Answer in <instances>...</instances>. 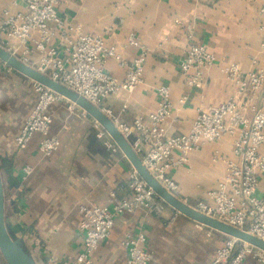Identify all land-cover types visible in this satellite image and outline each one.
I'll return each mask as SVG.
<instances>
[{
  "label": "crops",
  "instance_id": "crops-1",
  "mask_svg": "<svg viewBox=\"0 0 264 264\" xmlns=\"http://www.w3.org/2000/svg\"><path fill=\"white\" fill-rule=\"evenodd\" d=\"M262 7L264 0H63L56 12L83 33L101 37L106 45L115 47L117 57L107 62L105 71L120 81L125 70L119 63L127 64L141 52L126 47L128 35H134L146 49L143 83L131 94L109 96L103 106L121 123L131 126L137 117L155 111L156 89L166 86L172 108L165 131L167 136H176L189 132L200 111L229 99L243 102L236 87L220 72L223 66L234 63L243 73L264 71ZM5 9L18 12L23 7L0 0V13ZM175 20L191 25V38ZM189 44L204 46L216 59L203 73L202 89L190 88L179 70ZM38 63L39 56L31 54L27 65L37 69ZM35 102L30 79L15 71L0 75L5 222L36 264H61L83 249L80 207L110 210L116 202L127 199V173L132 166L121 151L112 153L96 139L92 118L82 117L80 108L68 111L64 103L52 104L47 111L52 121L49 135L57 137L58 150L43 158L39 153L40 134L19 150L15 138ZM254 104L264 105V91ZM247 115L251 117L252 112ZM134 139L132 135L128 142ZM231 152L232 139L225 137L192 153L186 165L170 173L177 185L176 197L191 206L206 201V193L224 174V164L218 157L230 158ZM25 167H30L31 173L22 180ZM8 174L17 187L9 186ZM256 196L264 198V177L259 179ZM138 232L146 236L150 264H209L228 238L181 215L174 217L169 207L161 216L136 211L115 219L110 237L100 243L91 264H125L121 241ZM242 264L258 263L248 256Z\"/></svg>",
  "mask_w": 264,
  "mask_h": 264
},
{
  "label": "built area",
  "instance_id": "built-area-1",
  "mask_svg": "<svg viewBox=\"0 0 264 264\" xmlns=\"http://www.w3.org/2000/svg\"><path fill=\"white\" fill-rule=\"evenodd\" d=\"M10 5H21L22 11L0 13V47L23 64H28L31 54L39 56L37 71L55 83L75 93L97 108L129 143L134 154L149 175L167 192L176 196L177 185L170 173L188 163L189 156L207 143L219 142L225 137L232 139L230 158L218 157L224 164L223 177L215 188L205 195V200L191 206L193 210L218 222L243 231L264 242V198L256 196L259 179L264 177V105L257 107L254 99L264 91V71L255 69L243 73L238 65L229 63L220 69L224 77L237 89L244 100L238 103L229 99L217 106L200 111L188 133L167 136L165 124L171 115L170 89H156L157 107L146 117H137L131 126L120 122L109 108L103 106L112 95L131 94L143 83L146 49L141 47L133 34L128 35L126 47L140 49V54L129 63H119L125 70L120 81L105 71L110 59L116 58L114 46H108L98 36L85 34L71 25L56 12L63 0H7ZM264 15V7L260 9ZM191 38V25L175 20ZM260 48L264 49V25L260 27ZM216 62L215 56L202 45L189 44L180 61L179 70L186 84L193 89H202L203 73ZM255 63V61H253ZM13 70L0 61V75ZM48 72H50L48 74ZM36 95L35 105L29 114L15 144L24 150L35 134L43 139L39 153L50 157L59 148L57 137L50 136L51 118L47 111L52 104L64 103L68 111L78 108L75 104L52 90L32 82ZM180 102H184L181 99ZM251 111V117L247 113ZM82 117H88L81 110ZM96 139L112 153L119 151L115 142L92 120ZM31 173L23 169L22 180ZM129 197L116 202L110 210L94 206H81L79 230L83 234V249L72 260L61 264H91L92 255L101 242L111 234L117 217L136 211L161 216L168 206L132 168L127 173ZM114 195H112L113 197ZM179 214L174 211V217ZM146 236L142 232L126 235L121 241L125 252V264H150V254L145 249ZM252 256L258 264H264V251L237 239L228 237L216 250L209 264H242Z\"/></svg>",
  "mask_w": 264,
  "mask_h": 264
},
{
  "label": "water",
  "instance_id": "water-1",
  "mask_svg": "<svg viewBox=\"0 0 264 264\" xmlns=\"http://www.w3.org/2000/svg\"><path fill=\"white\" fill-rule=\"evenodd\" d=\"M0 61L9 66L13 71L36 82L53 92L66 98L78 108L87 113V115L95 120L102 129L115 142L119 151L126 157L132 168L137 172L140 178L150 187L153 192L161 199L169 208L176 211L179 215L199 224L215 232L221 233L227 237L237 239L241 242L249 244L257 249L264 251V242L248 235L247 233L224 225L215 219L205 216L175 195L164 190L146 171L141 164L139 158L134 154L129 143L120 135L114 125L94 106L86 102L84 99L66 89L65 87L55 83L49 77L39 73L36 69L19 62L11 56L3 48L0 47ZM8 173V172H7ZM7 183L10 187H17L16 181L8 174ZM0 255L6 264H36L32 256L26 251L22 241L15 236L10 226L5 222V199H4V183L0 170Z\"/></svg>",
  "mask_w": 264,
  "mask_h": 264
},
{
  "label": "rangeland",
  "instance_id": "rangeland-1",
  "mask_svg": "<svg viewBox=\"0 0 264 264\" xmlns=\"http://www.w3.org/2000/svg\"><path fill=\"white\" fill-rule=\"evenodd\" d=\"M0 264H6L0 255Z\"/></svg>",
  "mask_w": 264,
  "mask_h": 264
}]
</instances>
